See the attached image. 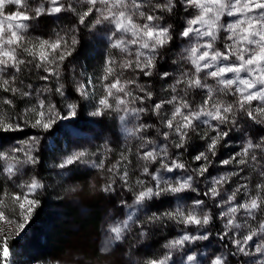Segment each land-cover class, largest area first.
Wrapping results in <instances>:
<instances>
[{"label": "snow or ice", "instance_id": "6c2138e0", "mask_svg": "<svg viewBox=\"0 0 264 264\" xmlns=\"http://www.w3.org/2000/svg\"><path fill=\"white\" fill-rule=\"evenodd\" d=\"M87 7L82 12H77L74 6L65 5L61 0H48V7L40 4L34 9V15L29 14L28 5L25 0H0V89L4 92H11L13 95L19 93L22 97L32 95L29 91H21L14 86L17 76L24 69V65H32L34 68L42 69L45 73L41 75L42 81H48L51 77L57 80L60 78V67L62 63L72 55L74 46L77 44L75 36L65 38L57 35L54 40L38 39L35 42H28L24 32L29 25L24 23L39 18L41 15L60 14L62 11L74 12L79 17V23L84 24L85 19L98 12L95 25L107 22L112 26L109 39L111 47L125 53L123 62L117 64L113 58H109L105 63L104 75L101 77L104 83L105 95L99 99V105L104 109H111L113 105L110 99L115 101V107L125 113L138 115L147 111L146 108H129L132 102L143 103L151 100L153 93L147 88L139 85L135 80L121 81L117 74V68L121 71L131 69L142 73L145 77H151L157 67L158 59L163 55L165 49L174 39L171 24H162L164 19L158 15L159 12L171 14L176 7V0H157V2L147 5V0H84ZM185 6L198 9L196 15L187 19L186 24L175 35L187 40L189 47L184 49L181 59L187 60L191 68L180 73V78L175 79L171 85L170 98L153 102L151 110L153 114L159 116L161 109L165 105H171L170 115L162 120L168 131L161 133L165 140L169 139V133L178 137L174 147L183 149L190 139V133L197 132L201 125H207L215 135H204L202 139L207 141V151H201L193 156L194 161L203 160L191 169L196 176L203 177L208 172L210 158L216 155V150L221 141L227 142L229 131L224 130L222 125L232 124L235 126L234 116L242 112L253 122L264 123V0H180ZM14 5L18 9L14 13H5L6 5ZM98 5L102 7H98ZM148 11H144L145 7ZM19 9H25L20 11ZM232 18L230 21L222 18ZM138 20H143L139 23ZM5 21H8L5 28ZM17 21L16 23H11ZM223 33V35H221ZM126 37H129L126 39ZM195 40L193 44L192 41ZM222 47H217V43ZM25 53L31 59H25L19 53ZM161 79L167 80L171 73L167 71L157 73ZM203 74V75H201ZM111 77V79H110ZM208 78L216 81L217 87H210L206 80ZM92 85L91 78L87 83L76 85V91L82 98L89 97V86ZM135 85L142 96L135 95L129 90ZM183 85L180 95L177 87ZM30 87V86H29ZM203 93L199 103H195L188 98V91ZM48 92H55L64 96V85L61 83L55 89H47ZM39 95V94H37ZM230 95L233 101L225 103L222 96ZM46 97L37 99L35 103L25 108L20 118L24 123H30L31 127L47 130L55 123L56 119H67L76 114V104L67 106L68 112L61 116L56 104L46 103ZM255 102V104H254ZM3 103L15 107L13 100L5 98ZM31 114V118H29ZM96 112L94 115H100ZM123 119V117H121ZM215 122V123H212ZM152 127L148 123L141 124L136 131L146 130ZM21 130L20 122H11L3 114H0V131ZM134 134V133H132ZM40 143L39 137H31L29 141L23 142L21 147H15L8 152L0 151V160L14 161L3 169L8 180H12L17 175L19 169L17 164L37 165L40 160L36 153ZM150 141L141 144L137 153L140 160L144 161L141 175L150 177L153 182L151 186H146L142 179L136 181L137 189L133 190L134 203L136 205H146L147 202L158 199L164 195H173L177 199L191 200V197L179 194L186 191H198L194 185L193 175H187L181 180L169 182L160 175V170L172 173L174 170H187L185 163L176 158L174 154L169 158L167 145L162 147H148ZM264 153V138L253 143L248 141L241 153H237L228 160H222L223 165H228L235 161L237 166L248 163L249 158L255 162L257 156L255 151ZM19 154V155H17ZM86 152L76 151L68 155L57 165L60 169H66L73 164L85 163ZM241 157V158H237ZM159 159L160 163L156 169H150L148 164L155 163ZM127 155L121 156L117 164L112 165L107 171L119 174V178L124 185H128V172L125 169L120 171L119 165L127 162ZM97 168H104V162L100 161L95 165ZM236 172L231 175H236ZM264 177V169L259 173ZM229 181V176H218L213 178L209 187L203 191L202 195L216 201V206L228 205L227 210L220 215V219H225L224 231L219 238L224 240L233 229H238L241 225L237 222V214L243 211L250 219H256L257 212L264 213V181L255 185V193L250 194L243 202H236V194L242 189H247V184H241L227 198L217 200L221 196L220 189ZM25 189L22 193L4 192L0 195V202L5 197H10L13 203L17 204L20 211L18 219L6 217L0 211V221L7 220L8 223H15L17 233L25 228L26 222L30 219L34 208L39 201L35 199V194L43 185L35 177L26 185H18ZM105 192L113 191V185L109 184L103 189ZM75 191V189H73ZM171 203V201H168ZM204 199L191 200L189 206L176 207L164 212H152L147 215V222L155 224L171 220L185 227L196 226L203 228L213 220L211 209L205 210ZM131 215L123 221L122 227L111 229L116 240L122 238V233L130 227ZM142 227V226H141ZM210 232L199 234L184 233L179 238L171 240L164 245L168 251L163 258L150 259L146 264H169L172 261V251L184 248L188 243L195 241H207ZM258 237L259 239H254ZM8 235L0 238V264H11L10 249L8 246ZM232 245L236 253L245 256L255 255L258 260L253 264H264V223L251 228L242 239H234ZM254 250V251H253ZM186 264H202L197 256L191 251L185 253ZM175 264V262H172ZM210 264H228L227 256H214Z\"/></svg>", "mask_w": 264, "mask_h": 264}, {"label": "rangeland", "instance_id": "374dc122", "mask_svg": "<svg viewBox=\"0 0 264 264\" xmlns=\"http://www.w3.org/2000/svg\"><path fill=\"white\" fill-rule=\"evenodd\" d=\"M70 1L74 7H77L79 4H81V6L87 7L84 0ZM61 2L67 5L66 3H68V0H61ZM155 2H157V0H147V5H151ZM25 3L28 5L27 10L31 15H34V9L40 4H44L45 7L49 6L48 0H25ZM180 6L182 9L181 22L179 23V27L176 32L168 16L169 13H157L164 18L161 21L162 24H171L174 39L168 45L169 48L165 52H162L163 55L158 59L157 67L154 70L153 75L151 77H145L142 73L132 71L131 69L121 71L119 68H117V74L120 76L121 81H124V75L126 77V80H135L136 82H139V84H142L145 80H148L151 81L153 85V83L156 81L164 84L168 88L169 92H171V85L174 83L175 79L180 78V73L191 68L190 63L187 60L181 59L182 55L184 54V49L190 46L189 42L175 35V33H178L180 31V29L186 24L187 19L197 14L198 9L189 7L186 11L185 6L181 2ZM98 7L102 6L98 5ZM17 10L18 9L16 8V6L11 4L6 5L4 9L5 13L8 14L14 13ZM19 10L24 11L25 9ZM144 11H148L147 6L144 8ZM45 15L47 14L41 15L40 17ZM56 15L58 14L47 16L55 17ZM98 16V12H93L92 15L88 16L91 18V20L85 22L84 24H80L81 27L76 26L71 27L70 29L57 28L53 32H47L44 35L37 36H35L36 33L33 32L37 28L35 24L33 25L34 22L36 23L37 19L25 21L24 23L28 24L29 27L24 32V35L28 42H31L32 40L33 42H35L38 39L54 40L57 38L58 34L60 36H65L66 39L73 35L75 36L77 44L74 46L72 55L62 63L60 67V78L65 75V72L67 70L68 73H71V78L73 84L75 85V88L79 83H87L89 78H91L92 85L89 86V97L87 99L82 98L78 92H76L75 95L72 96L74 98L77 97V99L75 100H73L71 96H64V100H61V108L58 110L59 112L62 111L61 113L67 114V106L69 104H74L72 101L81 100V102H83L85 106H91L93 115L98 111H106L107 115L110 116V118H114V133L119 136V139L121 141H127L132 135V132L136 130L141 124L146 123V120H141V113L137 117L136 115L118 110L115 107L114 100L110 99L109 101V103L113 105L111 109H104L99 105L98 102H95L96 100L99 101V99L105 95V81H103L101 77H103L104 75L106 61L109 58H113L117 61V64H119L123 62L126 57L125 53H121L119 52V50L113 49L111 47V40L109 39V36L112 26L107 22L95 25V19ZM3 19V17H0V20ZM231 19L232 18L225 17L222 18V22H224L225 20L230 21ZM16 22L17 21H12L11 23ZM138 22L143 23V20H138ZM8 23V21H5V28H7ZM79 28L83 32L84 37L87 39L86 42L89 43L88 47H85V53H87L85 57L87 59V55L91 53L90 58L92 60H89L90 62L83 60V63L76 60L80 55L78 54V50L83 49L84 47V45L78 47V42H80V39L78 38L79 33L77 32V29ZM221 35H223V33ZM127 38L129 37H126V39ZM192 43L194 44L195 40H193ZM77 47L78 50H76ZM217 47H222V45L218 42ZM19 54L22 55L25 59H30L27 55H23L22 52ZM102 59H104L103 64L97 70V73L99 75V78H97L95 70ZM83 64H90V67L86 65V67L88 66V68L86 69ZM25 67L26 71L31 70V68L33 69V72L35 70L37 77H39L37 78L39 81L41 80V75L45 74L42 69L34 68L32 65L22 66V68ZM37 70H39L40 74H38ZM163 71H167L172 75H170L167 80L161 79L157 73ZM16 76L17 79L14 86L20 88L21 91H29L32 93V95L29 96L30 104L35 103V101L38 99L37 97H39V95L36 94L37 91L43 90V93L45 94L46 81L41 80L42 82L38 84L40 85V88H35L28 82L26 84L23 83L20 73L16 74ZM58 82L59 80H57V83ZM206 83L210 87H217L216 81L214 79L208 78L206 80ZM183 87V85H179L177 87L178 94L183 95V92L181 91ZM161 89L162 92L159 94V96H163L166 94H169L171 96L173 94L172 92H164L163 88ZM202 96L203 93H200L197 97V100L193 99V101L195 103H199ZM42 97H44V95H40L39 99ZM230 97L232 96L225 95L221 98L225 101V103H227L233 101V98L230 99ZM136 103L137 105H140L139 102H132L128 105V107L130 109L139 108L135 106ZM168 115L170 114H164L162 116V119L166 118ZM76 116V114L74 116H69L67 119L62 120L61 123L56 122V124L52 125L51 132L56 129L53 135L57 134V136H55L57 138L55 144L53 142L56 138H52L51 134L49 135V139L43 137L45 136L44 134L42 136H31L40 138L38 151L34 153L39 157L40 162L35 166L17 164L16 166L19 171L12 180L7 179L6 175L3 172V169L6 168L8 164L15 162L11 160H0V178L1 175L3 176V185L0 183V186H2L0 187V195H2L4 192L22 193L23 191H25V189H22L18 185H26L32 180L33 177L39 180L41 184L43 183V187L45 184V187L48 188L46 190H49V193L52 194V198L45 202V207L47 206L48 208L46 207L47 211H45L44 215L46 214L45 216L48 220L40 221L38 222V224L32 221L33 224H30L33 218L32 216H34L35 210L37 209L36 206L31 214L30 219L26 222L25 228L18 233L15 223H8L7 220L0 221V238H2L3 235L9 236L8 246L11 253V264H146V262L150 259L163 258L164 253L168 251L164 248V245L166 243H169L171 240L179 238L186 232L199 234L205 231L211 233L207 241H195L192 243H188L182 249L173 250L172 261L169 262V264H172V262H175V264H186V261H184L183 258L185 253L189 251H191V254L196 255L198 261H201L202 264H210L212 257L220 255L227 256L228 264H253V262L258 260V257L255 255L245 256L242 253L231 255V253L235 252L232 241L234 239H242V236L246 234L248 230L257 227L258 224H252V221H248L250 220L249 218H247L248 220L246 219L244 212L240 211L237 214V222L241 225V227L238 229H233V234H230L228 237H226L223 240L224 242L217 241L216 236H214V234L212 233V229H216L218 226L219 229H222V231H224V224L226 221L225 219H220L219 217L224 211L227 210L228 205L222 204L221 206H216V201L205 199L203 196H201V191H186L179 195L191 197V200L204 199L206 205L205 210H208V205H213L210 209L212 211L213 218H215L214 223L203 228H197L196 226L185 227L179 224L180 227H182V230L176 231L177 228H174L172 226L171 228H169L168 233L164 232V230L160 232L156 225H154L153 227L150 226L149 228H152L154 232H159V234L154 235L151 245H149L147 239L145 242H141V239L138 241V243L136 242L137 244H134L139 247L137 252H143L146 256L145 259H136V257H134L131 252V247L126 244V238L130 237L129 232H131L132 236V232L136 231V227L140 223L142 225V227H139L140 233L145 232L144 226H146V224L148 223L147 215L151 214L153 208L158 209L160 206L161 209H164L166 211V209H172L178 206H189L191 204V200L177 199L176 196L173 195H164V197L169 199L171 203L167 202V200L158 198L150 201L151 203H149V206L148 204L147 206L136 205L134 203V195L133 193H131V196L128 199L123 197L125 202L129 203L117 205L115 207L117 209L108 210V205H100V196L98 195L99 193H102V195L106 194V192L104 193L103 190L106 186L105 183L107 182V180H112L113 178V175L109 174L110 172L107 171L108 168L105 167L106 165H109V163H104L103 169L95 167V165L100 162V159L98 158L97 151L95 153L91 152L100 145L99 143L102 140L101 134L104 133L102 131L103 126L101 125V123L96 122V126H93L89 131H81L74 123V119L77 118ZM243 116L244 114L242 112L237 113L234 116L236 123L235 126L231 124L232 135L227 138L226 143L224 141L220 142L216 150L217 155L209 157L210 164L208 172L204 174L203 181H200V183H195L196 185L203 184L204 189L206 190L211 184L213 178L218 176H229L236 188L241 184H249L246 181V179L248 178V174L247 172H245V169L242 167V165L237 166L235 161H232L228 165H223L221 163L222 160H228L235 154L240 153V151H236L238 150L237 145L241 144L240 146H242L243 141H246V146L249 140H251L253 143H256L260 139L264 138V133L261 128H257L255 127V125L254 127L253 125H247L246 127L242 125L244 123ZM94 117H100V115H94ZM121 117H123V119ZM155 118V115L149 116L150 123L148 124L153 125L157 120ZM59 121L60 119H58V122ZM259 124L264 126V123L259 122ZM163 128L166 129L164 126ZM200 128H203L208 132L205 133V135H215V133L207 125H201ZM151 130H154L153 126L151 127ZM20 131V133H22V130ZM140 134L141 133H139V135ZM17 137L18 136L10 137V140H4L2 144L6 145L4 146V148H1L2 150L0 149V151L8 152L12 148L21 147L23 145V142H27L30 139L24 137L25 140H19V138ZM57 142L58 147L59 145L60 147L53 149ZM2 144L0 143L1 146ZM148 147L154 146L148 144ZM43 149L54 150V153H52V155L48 157L49 163L47 161V164L50 167V172L52 173V175L50 173L49 176L51 177L52 181L47 183L43 182L42 177L44 175L43 170L45 166H47L46 162H43V159L45 157L43 155ZM81 150L87 153L83 158L85 163L77 162L66 169H60L57 167V165L61 163L62 160L65 159L68 155ZM232 151L233 153H231L230 155H226ZM253 154H255L256 156L264 155V153H260L258 150ZM237 158L239 159L241 157ZM202 163H204L203 160L197 162L196 164L198 166V164ZM234 167L237 169H234ZM233 172H236L237 174L231 175V173ZM244 173H246V177ZM160 175L171 183L176 180H181L189 174L184 170H174L172 173L160 170ZM142 177L141 179L146 182V186H151V184L153 183L151 181V178L146 176ZM195 184L193 180V185L195 186ZM73 189H75V191H73ZM39 191L41 190L39 189ZM220 192L221 196L217 197L218 200L227 198L232 192H234V189L232 186L225 184L220 189ZM239 193L236 194V202H243V199L238 195ZM117 196L118 193L114 189L108 195V200L111 201V199H114ZM0 211H3L6 217L13 219L19 218L18 214L20 209L17 204L13 203L10 197H5L2 199V202H0ZM129 215H131L132 217V220L129 222L130 227L122 233V238L120 240H116L111 229L113 227H122L123 221L127 220ZM51 225L56 226V229L61 228V232H58L59 230L53 232V230L49 229L51 228ZM33 226H35L37 230H32ZM159 235L161 236L160 239L157 237ZM134 236H136V234ZM161 238L163 239L161 240ZM254 239L259 238L255 237ZM155 241L156 243L154 244ZM147 257L150 258L147 259Z\"/></svg>", "mask_w": 264, "mask_h": 264}, {"label": "trees", "instance_id": "16d2710c", "mask_svg": "<svg viewBox=\"0 0 264 264\" xmlns=\"http://www.w3.org/2000/svg\"><path fill=\"white\" fill-rule=\"evenodd\" d=\"M66 4L72 5L70 0H68V3H66ZM85 7L86 6H81V4H79L77 7H74V8L76 9L77 12H82ZM181 11H182V9L180 6V0H176V7L174 8L173 12L168 15L170 18L172 26H174L175 32L177 31V29L179 27V23L181 22V15H182ZM89 20H91V18L87 17L85 19V22H88ZM34 24H35V26H37L36 30L33 31L34 33H36L35 36L44 35L47 32H53L57 28H59V29H63V28L70 29L71 27H76V26L79 27L80 26L79 17L74 12H71V11H62L60 14L56 15L55 17H51V16H47V15L42 16L40 18H37L36 23L34 22L33 25ZM33 30H34V26H33ZM77 30H78L77 32L79 33L78 38L80 39V42H78L79 43L78 47H80L81 45H84V47H83V49H80V50H78V47H77L76 50H78V54H80V55L78 56V58L76 60L79 62H83V60L88 62L89 60H92L90 58L91 53L89 55H87L88 56L87 59L85 57L87 54V53H85V47H88L89 43L86 42L87 39L84 37V34L80 30V28ZM31 42H33V40ZM168 48H169V46H167L161 52H165ZM22 54L25 56L27 55L25 53H22ZM28 58L31 59V57H28ZM103 60L104 59H102L99 62V64L97 65V68L95 70V74H96L97 78H99L97 70L103 64ZM64 65H66V64H64ZM86 65H88V64H83V66L87 69L90 64L87 67H86ZM23 69L24 70L20 73L23 83L26 84L28 82L29 84L33 85L35 88H40V85H38V84L41 83L42 81L41 80L39 81L37 79L39 77H37L35 70L33 72V69L31 68V70L26 71L25 70L26 67ZM37 71H38V74H40L39 70H37ZM124 81H126L125 75H124ZM61 83L64 85V96H71L72 97L75 95V93L77 91H76L75 85L73 84V81L71 78V73L70 72L68 73L67 70L65 72V75L59 79L58 83H57V79L55 77H51L48 81H46L45 94L43 93V90L37 91L36 94H39V97H40V95H44V97L47 98L46 103H54V104H56L57 109H60L61 108L60 107L61 100L62 99L64 100V96H60L59 94L55 93L54 91L48 92L47 89H53L54 90L55 87H57ZM137 83L139 84V82H137ZM29 84H27V85H29ZM139 85L147 88L148 90H150L153 93L151 100H145L143 103H140V105H137V103L135 105L139 108L143 107V108L147 109V111L141 113V115H142L141 120L145 119L146 123H150L149 122V116L155 115V114H153V112L151 110V105L153 104V102H160L161 100L170 98L169 94L159 96V94L162 92L161 88L164 89V92H166V91L169 92V90L164 84H161V83L156 82V81L152 85L151 81L145 80L144 83H142V84L140 83ZM0 90H2V89H0ZM129 90L133 91V93L135 95H138V96L143 95V93H141L139 91V89H137L135 87V85L131 86ZM197 92H193L192 90H190L188 92V98L190 100H193V99L197 100V97H198ZM169 93H171V92H169ZM39 97H37V98L39 99ZM44 97H42V98H44ZM5 98L13 100L15 107L13 108V107H10V106L4 104L3 100ZM232 98L233 97H230V99H232ZM29 99H30L29 97H25V98L22 97L19 93H17L16 95H13L11 92H4L3 90L0 91V114H3L11 122H14V123L20 122L21 123V130H22V133H20L21 132L20 130L9 131V132L0 131V143L1 144L4 142V140H6V139L10 140V137H15V136H18L17 138H19V140L20 139L25 140L24 137L31 138V136H34V135L35 136H42L43 134L45 135L43 137H46V139L50 138L49 137L50 134L52 135V138H56L55 136H57V134L53 135L55 133L54 131L56 129L53 132H51V127L53 124H56V122L61 123V121L64 119H60V121L58 122V119H59L58 118V119H56L55 123H53L51 125V127L49 129L42 130L40 128L31 127L30 123H24L23 120L20 118V114L23 113L24 109L29 107L30 105H32L29 103L30 102ZM72 99L75 100V99H77V97L76 98L72 97ZM72 102L77 105V108H76L77 109L76 110V115H77L76 117L77 118L74 119V121H75L74 123L76 124V126L81 131H86V132L89 131L90 129H92L93 126H96V124H97L96 122L101 123V125L103 126L102 131L104 133L101 134L102 140L99 143L100 145H99V147H97L98 149L95 148L94 151H91V152L95 153L97 151V155H98V158L100 159V161H104V163H106V162L109 163V165H106L105 167L110 168L112 164L113 165L117 164V162L121 160L122 154L127 155V157H128L127 162L121 163L119 165V169L121 172L124 171L125 169L128 172V185L126 186L121 182L118 173L117 174L109 173V174L113 175L112 176L113 178H112V180H107V182L105 183V185H106L105 187H107V185H109V184H112L113 189H115L117 191L118 196L114 199H111V201H110V200H108V195L111 193V191L106 192V194H104V195H102V193H99V195H98V196H100V198H99V201L101 203L100 205H103V206L108 205L107 206L108 210H114V209H117V208H115L117 205L129 203V202H125V200H124V198L128 199L131 196V193H133V191H130L129 188H131L133 190H138L137 185H136V181L138 179H141V177H142L141 173H142V170L144 167V161L139 159L137 153L140 151L141 144H144L146 141H150L151 142L150 145L157 147V148L162 147L164 145H167V151L169 153V158L175 154L176 158L178 160L185 163L187 170H184V171H187L189 175L191 174L194 176V184L200 183V181H203V177L196 176L195 174H193L191 169H193L194 167L197 166V164H196L197 161L193 160V156H195L196 154H198L201 151H205V152L207 151V149H206L207 141L205 139H202V137L205 135V133H208V132L203 128H199L197 132L190 133V139H188V141H187V143L183 149H176L174 147V144L178 140L177 136H175L173 133H169V139L165 140L163 138V136L161 135L162 132L168 131V129L163 128L164 125H163L161 119H162V116L164 114H167V113L170 114L171 113V110H172L171 105H165V107L161 109L160 115L159 116L155 115V117H156L155 119H157L156 122H154L153 125L150 124L153 126V129H154L153 131L151 130V127L146 129V130H141V131H136L137 130L136 129L132 132L134 134H132L129 137V140L121 141L119 139V136L114 133V129H113L114 118L113 117L110 118V116L107 115L106 111H102L100 114V117H94V115L92 113L93 110L91 109V106H88V107L85 106L83 104V102H81V100L72 101ZM95 102L97 103L98 100H96ZM61 112L62 111H60L61 116L66 115V113H61ZM238 113H241V112H238ZM244 116H243L244 123L242 124L244 127H246L247 125H249V126L253 125V127H254V125H255V127L261 128V130L264 133V126L263 125L259 124V122H253V121L249 120L246 116L245 117ZM29 118H31V114H29ZM222 127L224 128V130L229 131V136L232 135L231 124L222 125ZM111 131H112V133H111ZM139 133H141V134L139 135ZM208 136H211V134H208ZM56 140H57V138L54 139V142H53L54 144H55ZM245 143H246V141H243L242 146H240L241 144L237 145L238 150H236V151H240V153H241L243 148L245 147ZM5 145L6 144H2V146L0 145V149L4 148ZM59 147H60V145H59ZM59 147H58V142H57L53 149H56ZM43 150H44L43 155L46 157V158L44 157L43 162L45 161L47 164L48 157L50 155H52V153H54V150H46V149H43ZM231 153H233V151L226 154V155H230ZM216 155H217V152H216ZM209 157H213V156L211 154H209ZM48 163H49V161H48ZM159 163H160V161L158 159L155 163L148 164V167L150 169H156ZM242 167L245 169V172H247V174H248V178L246 179V181L249 183L247 185L248 186L247 189H242L240 191L241 193L238 194L239 197L242 198L244 201L248 198V196L250 194L255 193V185L257 183L264 181V177L259 175L260 171L262 169H264V155H258L257 161H255V162H253L249 158L248 163L245 165H242ZM234 169H237V168L234 167ZM50 173H51L50 167L47 164V166H45V168L43 170V174H44L42 176L43 182L47 183V182L52 181L51 177H49ZM244 174L246 177V173H244ZM51 175H52V173H51ZM2 177L3 176L1 175L0 183L3 185V180H2L3 178ZM42 185H43V183H42ZM226 185L232 186L234 191H235L236 186L231 181V178H229V181H228V183H226ZM197 186H198V188H197ZM0 187H2V186H0ZM194 187L198 191H201L202 193L205 190L203 184H201V185L195 184ZM46 189H48V188L45 187V184H44V187L42 189H40L41 191L38 190L37 193L35 194L36 195L35 199H37L39 201V203L37 205V209L35 210L34 216H32L33 218L30 222L31 225L33 224V222L38 224V222H40V221L48 220L45 216L46 214L44 215L45 211H47V208H48L47 206H46L47 208L45 207V202L50 200V198H52V194L49 193V190H46ZM104 193H105V191H104ZM201 196H203V195H201ZM162 197L163 198L160 197V199L167 200V202L169 201V199L165 198L164 196H162ZM204 198L208 199L207 197H204ZM216 199L218 200V198H216ZM210 201H211V199H210ZM149 203H151V202L150 201L147 202L146 206H147V204L149 206ZM152 203H154V202H152ZM155 206H157V205H155ZM211 206H213V205H211ZM211 206L208 205L207 209H210ZM166 210H169V209H166ZM164 211L165 210L161 209V207L159 206L158 209L153 208L151 213L152 212H164ZM37 213H38V215H37ZM40 213H41V215H40ZM256 216H257L256 219L253 220V219L249 218L250 220H248L247 219L248 217L245 214L246 219L250 222L252 221L251 222L252 224L257 223L259 225L260 223H264V213L257 212ZM214 221H215V218H213V220L210 222L209 225H212L214 223ZM154 225H156L158 227V230H160V232L162 230H164V232L168 233L169 228H171L172 226L174 228H177L176 231L182 230V227H180L179 224H177L171 220H168L165 222H159L158 221L155 224L147 223L146 226H144L145 232L140 233L139 227L142 226L140 223L139 225H137L136 231L132 232V236H131V232H129L130 237L126 238V244L131 247V249H132L131 252L134 255V257H136V259L137 258H141V259L144 258L145 259L146 256L144 255L145 253H143V252H137L139 247L137 245H134V244L136 242L138 243V241L141 239H142L141 242L142 241L145 242L147 239L149 242V245H151L153 238H154V235L159 234V232H154V230L152 228H149L150 226L153 227ZM49 229L53 230V232H56L58 230H59L58 232H61V230H62L61 228L56 229V226H54V225H51V228H49ZM32 230H37V228L35 226H33ZM212 231H213L212 233L214 234V236H216L217 241L224 242L223 240H221L219 238L220 233L223 232L222 229H219L217 226V228L212 229ZM135 234H136V236H134ZM157 237L160 239L161 236L159 235ZM162 239L163 238H161V240ZM155 243H156V241L154 242V244ZM124 244H125V242H124ZM133 246H135V247H133ZM149 258L150 257H147V259H149Z\"/></svg>", "mask_w": 264, "mask_h": 264}]
</instances>
